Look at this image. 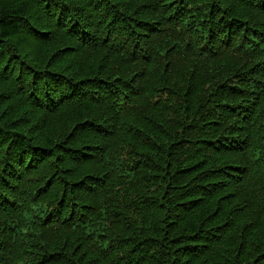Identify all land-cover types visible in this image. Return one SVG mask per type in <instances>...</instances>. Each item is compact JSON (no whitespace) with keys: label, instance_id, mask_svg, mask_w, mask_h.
Segmentation results:
<instances>
[{"label":"trees","instance_id":"1","mask_svg":"<svg viewBox=\"0 0 264 264\" xmlns=\"http://www.w3.org/2000/svg\"><path fill=\"white\" fill-rule=\"evenodd\" d=\"M0 264H264V0H0Z\"/></svg>","mask_w":264,"mask_h":264}]
</instances>
